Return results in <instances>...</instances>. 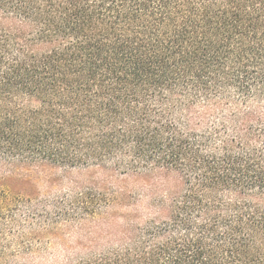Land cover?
<instances>
[{
	"label": "trees",
	"instance_id": "obj_1",
	"mask_svg": "<svg viewBox=\"0 0 264 264\" xmlns=\"http://www.w3.org/2000/svg\"><path fill=\"white\" fill-rule=\"evenodd\" d=\"M44 164L176 182L68 264H264V0H0V264L121 205L40 201Z\"/></svg>",
	"mask_w": 264,
	"mask_h": 264
},
{
	"label": "rangeland",
	"instance_id": "obj_2",
	"mask_svg": "<svg viewBox=\"0 0 264 264\" xmlns=\"http://www.w3.org/2000/svg\"><path fill=\"white\" fill-rule=\"evenodd\" d=\"M7 170L0 169V183ZM17 178L28 179L32 192L40 201L60 200L73 192L75 187L95 185L102 189L115 202H121L117 207L99 212L94 217H87L81 224L62 223L54 235L43 236L41 243L35 245L40 252L36 258L28 259L26 264H64L75 261L85 251L105 248L106 238L116 228L120 217L131 215L135 208L147 212L153 198L176 188L174 178L163 174L148 176L124 175L108 169H65L53 165L23 166L13 173ZM20 183V184H19ZM13 182L16 189L22 184ZM1 189V188H0ZM114 193V195H112ZM1 194V192H0ZM264 207V197L258 198ZM24 207V206H23ZM18 203L20 211H25ZM20 217H23L19 214ZM3 215H0L2 221ZM24 225V224H23ZM19 228L7 231L0 240V249L12 252L23 247L25 238H19Z\"/></svg>",
	"mask_w": 264,
	"mask_h": 264
}]
</instances>
